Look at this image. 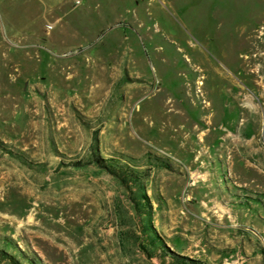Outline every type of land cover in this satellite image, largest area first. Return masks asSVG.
Wrapping results in <instances>:
<instances>
[{
  "label": "rangeland",
  "instance_id": "rangeland-1",
  "mask_svg": "<svg viewBox=\"0 0 264 264\" xmlns=\"http://www.w3.org/2000/svg\"><path fill=\"white\" fill-rule=\"evenodd\" d=\"M3 198L0 264H264V0H0Z\"/></svg>",
  "mask_w": 264,
  "mask_h": 264
},
{
  "label": "bare ground",
  "instance_id": "bare-ground-1",
  "mask_svg": "<svg viewBox=\"0 0 264 264\" xmlns=\"http://www.w3.org/2000/svg\"><path fill=\"white\" fill-rule=\"evenodd\" d=\"M8 194V193H7ZM0 201L2 202V203H4L5 201H6V199L5 198H3V199H0ZM23 206H25L24 204H23ZM24 208H26V207H24ZM11 209V208H10ZM36 209L35 208H33V209H30L29 210V212H30V214H28V216H24L23 215V218L21 219V220H19L18 218H19V215L17 216V218L16 219H18L19 221H23V220H25V219H30L33 215H37L38 213H34V211H35ZM20 213V212H19ZM18 214V213H17ZM22 215V214H21ZM12 217V216H11ZM30 220H28V222H29ZM31 221H32V219H31ZM34 221V220H33ZM32 221V222H33ZM35 224H37V223H35ZM41 228V227H40Z\"/></svg>",
  "mask_w": 264,
  "mask_h": 264
},
{
  "label": "trees",
  "instance_id": "trees-1",
  "mask_svg": "<svg viewBox=\"0 0 264 264\" xmlns=\"http://www.w3.org/2000/svg\"><path fill=\"white\" fill-rule=\"evenodd\" d=\"M165 249H166L167 252H169V253H171V254H174V256H175L176 258H181V257H182L181 255L172 252V251L169 250L168 248H165Z\"/></svg>",
  "mask_w": 264,
  "mask_h": 264
}]
</instances>
